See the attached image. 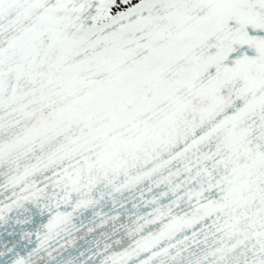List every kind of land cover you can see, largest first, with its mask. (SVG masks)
<instances>
[{"label": "snow or ice", "instance_id": "obj_1", "mask_svg": "<svg viewBox=\"0 0 264 264\" xmlns=\"http://www.w3.org/2000/svg\"><path fill=\"white\" fill-rule=\"evenodd\" d=\"M0 264H264V0H0Z\"/></svg>", "mask_w": 264, "mask_h": 264}]
</instances>
